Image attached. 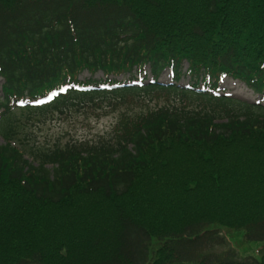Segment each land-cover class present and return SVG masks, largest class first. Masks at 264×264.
I'll list each match as a JSON object with an SVG mask.
<instances>
[{
  "label": "trees",
  "instance_id": "16d2710c",
  "mask_svg": "<svg viewBox=\"0 0 264 264\" xmlns=\"http://www.w3.org/2000/svg\"><path fill=\"white\" fill-rule=\"evenodd\" d=\"M0 77V264H264L214 250L264 241V0H0Z\"/></svg>",
  "mask_w": 264,
  "mask_h": 264
},
{
  "label": "rangeland",
  "instance_id": "374dc122",
  "mask_svg": "<svg viewBox=\"0 0 264 264\" xmlns=\"http://www.w3.org/2000/svg\"><path fill=\"white\" fill-rule=\"evenodd\" d=\"M186 66V65H185ZM185 68H183L184 70ZM90 73L84 70L80 74V78L90 77ZM93 78L103 79L104 76L101 71H97ZM147 78H150L148 75ZM117 79L125 80L127 75L118 76ZM159 80L170 81V74L168 70L161 73ZM188 76H183L180 83L187 84ZM1 83L2 78L0 77V96H1ZM219 90L232 94L250 101H258L259 95L255 94L249 87L244 83L226 77L219 83ZM71 113L70 116L55 115L53 118L46 120L43 124L31 128V136L39 142L52 141L54 139L66 140L69 138L75 140L95 138L100 134L106 135L111 129V126L116 122L117 113L116 111H109L101 114L102 116L96 115L97 112L90 113ZM100 113V112H99ZM2 140L0 139V143ZM221 233L227 239V245L217 246L214 248L215 251H221L225 247L231 246L236 249L237 256L240 258H259L262 251H264V241L257 240L248 237L244 230H236L227 228L225 226L219 227Z\"/></svg>",
  "mask_w": 264,
  "mask_h": 264
}]
</instances>
